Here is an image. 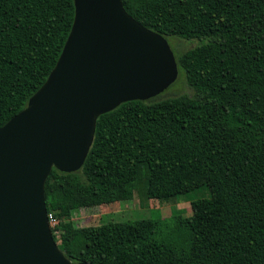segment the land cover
<instances>
[{
	"label": "trees",
	"instance_id": "obj_1",
	"mask_svg": "<svg viewBox=\"0 0 264 264\" xmlns=\"http://www.w3.org/2000/svg\"><path fill=\"white\" fill-rule=\"evenodd\" d=\"M121 3L166 41L198 42L173 55L190 94L121 103L97 117L77 171L50 170L58 249L73 264H264V0ZM72 18V0H0V127L46 79ZM140 181L147 198L188 200L190 215L69 220L129 201Z\"/></svg>",
	"mask_w": 264,
	"mask_h": 264
},
{
	"label": "water",
	"instance_id": "obj_2",
	"mask_svg": "<svg viewBox=\"0 0 264 264\" xmlns=\"http://www.w3.org/2000/svg\"><path fill=\"white\" fill-rule=\"evenodd\" d=\"M72 3L53 68L0 127V264H73L47 223L43 185L50 170L77 171L98 116L162 93L177 76L167 41L132 19L121 0Z\"/></svg>",
	"mask_w": 264,
	"mask_h": 264
},
{
	"label": "rangeland",
	"instance_id": "obj_3",
	"mask_svg": "<svg viewBox=\"0 0 264 264\" xmlns=\"http://www.w3.org/2000/svg\"><path fill=\"white\" fill-rule=\"evenodd\" d=\"M167 43L173 55L176 56V54H180L186 49L193 47L198 42L168 38ZM177 43H180L178 51L175 49ZM161 94H166V96L190 94V90L184 83V77L181 71H177L174 82ZM178 213L183 216L190 215L188 200L182 198L169 200L147 198L144 183L140 181L129 201L125 203L109 202L87 210H75L70 214L69 220L78 227H89L109 221L122 222L142 219H167L170 215Z\"/></svg>",
	"mask_w": 264,
	"mask_h": 264
},
{
	"label": "built area",
	"instance_id": "obj_4",
	"mask_svg": "<svg viewBox=\"0 0 264 264\" xmlns=\"http://www.w3.org/2000/svg\"><path fill=\"white\" fill-rule=\"evenodd\" d=\"M46 218L51 237L55 244H57L60 235L58 230L59 219L52 212H46Z\"/></svg>",
	"mask_w": 264,
	"mask_h": 264
}]
</instances>
